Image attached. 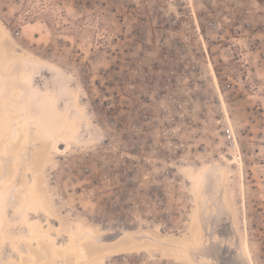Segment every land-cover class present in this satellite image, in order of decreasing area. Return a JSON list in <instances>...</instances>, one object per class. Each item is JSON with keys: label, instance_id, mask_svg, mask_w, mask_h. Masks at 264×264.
I'll list each match as a JSON object with an SVG mask.
<instances>
[{"label": "rangeland", "instance_id": "374dc122", "mask_svg": "<svg viewBox=\"0 0 264 264\" xmlns=\"http://www.w3.org/2000/svg\"><path fill=\"white\" fill-rule=\"evenodd\" d=\"M0 23V119L21 123L0 264H75L52 235L106 252L89 264H264V0H0Z\"/></svg>", "mask_w": 264, "mask_h": 264}, {"label": "bare ground", "instance_id": "6f19581e", "mask_svg": "<svg viewBox=\"0 0 264 264\" xmlns=\"http://www.w3.org/2000/svg\"><path fill=\"white\" fill-rule=\"evenodd\" d=\"M12 37L9 33V30L2 24L0 23V41H4L5 38H9ZM13 39V38H11ZM41 61V60H40ZM42 62V61H41ZM213 67V66H212ZM224 100V99H223ZM226 107V104H225ZM227 109V108H226ZM228 111V110H227ZM11 113V112H10ZM16 117V116H15ZM12 118V121L16 122L19 124L20 121L17 118ZM9 117H5L0 119V135L4 138L5 142L7 139H10L12 136V131H11V126L10 124H12V121L10 122ZM19 121V122H18ZM10 122V124H9ZM21 124V123H20ZM25 124V123H24ZM232 124V123H231ZM25 126V125H24ZM23 126V127H24ZM232 126V125H231ZM13 127V126H12ZM17 127V126H16ZM17 129V128H16ZM20 129V128H18ZM17 129V130H18ZM13 130V129H12ZM17 132V131H16ZM14 134V133H13ZM17 134V133H16ZM15 135V134H14ZM21 135V133H20ZM18 135V137L20 136ZM15 137V136H14ZM17 139V138H15ZM21 139V138H20ZM53 141V148L52 150L54 152H57L59 154H63L65 152H68L69 149L71 148V143L69 142H62L61 139L59 137H53L52 138ZM11 143V142H10ZM13 143V142H12ZM14 144V143H13ZM7 145V144H6ZM5 145V147H6ZM239 148V147H238ZM240 151V150H239ZM242 158V157H241ZM225 159L227 161H229L232 164L237 163L240 166V175L241 177H243V161L242 160H230L227 157H225ZM238 159V158H237ZM230 175H234L233 170L230 169ZM188 178L190 180H194L195 176L194 174L189 173ZM35 180V179H34ZM37 182H31L28 186H27V191L25 193V195L23 196V204L25 205V209H24V213H25V217L28 221V226L30 228L33 229V233L34 234V238L38 239L39 236L42 237V235L44 233H47V230L49 229V226L51 225V219H52V206L51 203L49 201V199L47 198V196L42 192V189H39L37 184ZM9 186V181H6L4 183L1 184L0 187V229L2 227V224L4 223L6 216H7V209H8V201H9V189L7 188ZM27 185V184H26ZM7 186V187H5ZM244 186V185H243ZM41 213H44L48 216V218H42ZM62 225V224H61ZM52 227V226H51ZM61 226H57V231H55L54 233H58V231L60 230ZM59 229V230H58ZM62 229V228H61ZM52 230V229H51ZM50 230V231H51ZM63 230V229H62ZM53 231V230H52ZM47 235V234H46ZM50 235V234H49ZM47 237V236H46ZM49 237V236H48ZM70 239H73V234H70ZM33 238V239H34ZM40 238V237H39ZM248 238V237H247ZM51 242H53V244L55 243V248L54 250L57 251V256L58 253L59 254H67L69 252H71V254L75 255L74 257L77 258L75 261L77 264H89L91 262H98L100 260H102L104 258L105 253L103 252H98V253H90L88 250H83V252L79 253L76 248H73V246L70 245H66V244H62L59 241H57V238L55 235L51 236ZM72 243V242H71ZM49 244V242H48ZM52 244V245H53ZM247 244V243H246ZM141 245V244H140ZM139 246V244H134L132 245L131 249L134 247ZM185 246V244L181 245V247L183 248ZM180 247V246H179ZM249 247V244H248ZM108 250V249H107ZM106 250V251H107ZM140 250V249H139ZM95 251V250H94ZM110 253L112 254H118L120 253L118 250L113 249ZM176 253V252H175ZM109 254V253H107ZM250 254V252H248V255ZM177 255V254H176ZM181 256V255H180ZM184 256V255H183ZM59 258H61V256H59ZM66 257H62L61 261L63 262V259L65 260ZM188 258V257H187ZM249 259V258H248ZM250 261V260H249ZM253 261V260H252ZM61 262V263H62ZM66 262V261H65ZM254 262V261H253ZM75 263V264H76ZM252 263V262H251ZM66 264V263H65ZM68 264V263H67Z\"/></svg>", "mask_w": 264, "mask_h": 264}]
</instances>
